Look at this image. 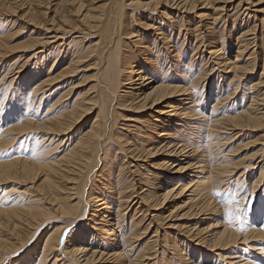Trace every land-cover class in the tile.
Returning a JSON list of instances; mask_svg holds the SVG:
<instances>
[{"label":"bare ground","instance_id":"1","mask_svg":"<svg viewBox=\"0 0 264 264\" xmlns=\"http://www.w3.org/2000/svg\"><path fill=\"white\" fill-rule=\"evenodd\" d=\"M196 1L197 0H148L147 2L135 3V1L131 0L129 5L141 7L144 10L148 9L145 11L147 14L146 17H152L153 20L154 15L152 14H155V19L160 20L162 16V19L167 20L166 22L158 21L156 25L154 22H143V32L134 34L129 30L126 31L125 29L127 28L124 29L123 21H120L121 13L118 8L115 7L118 0H108L107 4L112 6L109 8L107 14V24L99 29L101 37L94 41L93 44L91 43L92 49L87 52L88 55L94 59V64L100 63L99 67L96 69L97 72H99V76L94 83V87L96 86L97 89L90 98L83 99L84 102H78L79 99L77 100L76 96L73 102L66 105L64 108L57 104L59 106H57V110L53 109H55L54 105L57 103L58 99L56 100L55 98V100L52 101V98H48L52 93L46 94L42 92L45 91L43 88H45V86H51L53 82H56L58 77L59 80L60 77L62 78L67 72H72L71 69L73 65L75 63L78 64V61H80L78 59H81L82 56L77 57L74 52L73 54L69 53L68 48L67 50L62 48V45H60L61 43L55 45L60 40L63 44L66 43V40L62 37L63 35H61L63 33L60 35L55 33V35L52 36L46 35V33L49 34L54 28L58 29L57 25L52 24V22L49 27L47 26L44 28L41 37L36 36L26 45L37 50L36 52L33 51L34 53L32 52L33 54H30L28 58L37 56L38 58H44V60H41V65L32 68L29 74L26 73L22 75L13 90L10 91L9 86H7L5 94L0 96V100H6L4 102L3 111L0 112V142L2 143L9 140L8 143L11 141L13 144V141L19 138L21 140L18 146L21 145L22 140L25 142L23 148L21 147L24 149L21 153L22 155L17 153L14 157L0 160V179H13V181L16 182L14 179H19L22 175L23 177H29L31 179L41 176V186H47L45 194L48 196L52 194L51 189L57 185V181H55L53 176L56 177L57 173H59V180L61 179L64 181L63 187L69 191L67 193L69 201L67 203L68 206H66L60 200H57V197H53L50 199L51 203L49 208L46 206H39L38 203L16 206L15 201H17V198L14 196L11 197L12 195L8 194L9 190L4 188L0 194V215L5 217V214L8 216L9 220H11V218L13 219V215L16 216V213H20V215L16 216L17 218H14L20 220L19 223L22 222L23 225L31 229L36 228V226L45 223L51 218L59 216L61 218L60 222L63 223V225H56L57 227L47 234L48 237L44 240L43 246H41L46 254H52L54 257L51 264H71V261L75 264H97L104 259V251L102 252L98 249L99 244L106 245V249L110 251L112 256L123 257L126 252L133 251V244L141 239L139 235L142 233L138 234L134 232V225L132 223V225H130L132 226L130 227L131 229L127 232L128 229H125V219L123 221L121 219L123 210L117 208L119 203H114L117 197H119L118 199L125 198L124 200L127 206L130 204L132 205L134 202L133 200L139 197L134 204L141 202L143 206H146L145 209H153L157 207L156 205L160 204L162 205V212L164 213L168 211V208L164 209V206L169 203L172 197H184V195H187L185 197L186 199L183 200L182 203L180 202L181 204L178 206L181 208V211H184L182 213L180 212L181 214H179L178 219H184L194 214L198 220L193 222L192 225L176 224V222L170 223L169 227L180 232L182 231L185 234L184 237L186 242L181 240L180 242L176 241V234L171 236V247L166 249L164 253L167 264H264V195L260 194L253 199V190L251 191L248 187L250 194L247 196V191L243 189L244 186L240 180V177L243 176L244 173H240L239 176L235 178L236 182L234 188V191L238 189L246 193L241 196L240 204L243 205L246 199H248L250 205L253 200L256 203L254 202L252 206L249 205L248 210L244 213L245 225L243 231H240V225L236 221L232 223L228 222L225 216V209L227 206L223 204L222 201L225 194L228 192V186L232 181H230V179L233 177L234 172H231L229 159L226 157V153L222 154L223 150L221 148V144L224 143L221 142V138L227 139L226 136L222 137L226 129L256 128L264 125V108L260 107L264 102V90L262 91L261 88H257L258 85L264 83V79L260 76V78L251 83L248 88H243V90H246L244 98L247 100V105L239 106L237 109L235 107L219 106V103L222 101L220 102L221 99L218 94L221 91V87L218 83H209L211 87L213 86V90L211 93L207 94L208 98L205 102L199 103L196 101L197 85L205 81V83L202 84L203 90H201L200 96L203 97L205 94L204 89L207 88L208 82L207 76L200 75L205 78L202 79L203 81L199 80L200 69L197 68V71L194 69V64L192 63L193 61L191 62V59L194 57V51L201 49L199 47L205 39L202 41L200 40L201 42L198 41L200 44L192 48L191 53H187V50H182L183 48L178 45L177 41L174 42V37H172V35L175 29L178 31L177 34L180 33L184 21H181L180 26H177L176 20L170 15L180 14V9L185 11L187 8H194ZM205 1L206 0H203L201 3H205ZM78 2L76 6L80 12L82 4ZM120 2H122V0ZM120 2L119 7L122 8L124 2ZM161 4H167L177 9L168 14L165 11L166 8L159 11V8H161L159 5ZM159 12L160 15H157ZM201 14L199 15L201 16ZM20 16L22 17V15ZM79 16V19L86 22L87 25H85L88 31L97 27L89 23L92 18H90L91 16L87 11L81 12ZM98 17L96 16L95 18ZM184 18L185 16L182 15L181 19ZM68 21L66 23H68ZM213 22L209 23L213 24ZM209 23L204 22L201 23L200 26L204 27L203 29L207 32V35L205 34V37L208 39L206 40L207 42L205 41L208 46L207 53H209L210 57H219L216 59H218L220 65L224 66L223 70L227 71H225V73H229L227 77L221 75L222 78L228 81H235L234 79L236 78H243L247 73L246 71L249 65L247 60L248 56L243 59L246 55H243V52L246 50L247 43L249 42L244 36L248 33L249 29L244 30L242 27L240 30H237L235 24L231 23L228 37H232L230 33L234 34V30H236L235 32L237 33H235L234 38H231V42L227 45L231 49L232 47L237 49H235V53L231 57H224V52H221V50L227 40H222V36H220L217 30H215V27ZM196 28L197 22L192 24L189 23V27L185 34L189 33L192 35L191 33H194ZM3 34L0 33V57H2V55L4 56L6 52L8 53V50L12 47L5 41ZM152 34L155 35V40H150ZM80 39L81 38L77 41H81ZM125 39L129 40L126 41ZM158 41L161 42L160 48L163 49V52L157 45ZM125 42L127 44L129 42L132 46H135L137 55L132 56L129 50H123ZM51 47L52 49L50 50ZM130 48L132 47L129 46L127 49ZM51 51H56L54 52L56 54L53 57L51 66L47 67L46 63ZM252 53H254V50L250 54ZM60 54H62V56H65V54L71 55L69 62L63 65L59 72L60 75L58 74L57 76L50 77L48 74L51 73V67ZM28 58L27 60H29ZM132 58L133 60L131 61ZM240 58L242 60H240ZM122 60H126L123 61L125 64ZM205 60L206 58L202 57L201 61ZM239 60L241 62H239ZM158 61H160L159 64L157 63ZM253 67L251 69H253ZM262 68V72H264V64ZM169 69L173 72V76L166 75ZM5 74L6 72L3 75ZM1 79L2 77L0 80ZM125 84H131L132 86H129L130 89L129 91L127 90L128 92L119 94L120 88L124 87ZM239 87L240 86H236L235 91ZM47 88L48 87H46V89ZM262 88H264V86H262ZM235 91H232V96L236 94ZM7 92L10 93L8 96H6ZM204 99H206V97H204ZM36 100L38 101L37 104ZM166 100L170 101L167 102ZM209 100L210 105L208 104ZM42 101H44L47 107L44 114L38 116L36 113L39 110V106L43 103ZM161 103H164L163 106H160ZM157 104H159V106H157ZM208 106L211 108L209 112H206L205 109ZM120 107L121 110L130 109L139 114L125 117V114L118 113L117 108L119 110ZM144 107H149L151 109L153 107L157 108L155 113L157 116L161 117V119L159 118L160 121L156 119V117H152V119L158 120L163 127L157 132L156 130L158 127L153 124V130L145 137L146 148L144 149L148 152V155L152 153V157L156 155L158 151L163 154L160 150H165L164 155L166 159H162V161L157 164L155 162V166L153 167L171 172V177L166 178L165 181L160 184L159 181L162 180V176L153 174L152 182H150L149 185L142 184L148 186V189H145L147 187L144 188L140 186V191H135L137 196H133V194H135L134 192H125L124 194L120 189L116 190V186L119 185V183L114 181L110 170L105 174H100L101 171L97 169L100 164H103L102 169H104L110 163V158L116 157L115 154L117 153V149L128 152V147H123V144H126L128 141L127 138H124L128 135V129L125 130V134H122L123 136H119L120 138L115 140L114 127L119 123L117 118L124 121H137L136 119H138L140 122L139 119H141L143 114L137 111H142V109H145ZM228 108H230V110H228ZM255 109H259L260 111L258 113L254 112ZM91 114H94L91 117V122L81 130L72 144L66 146V151L62 155L58 158H56L57 155L49 157L53 154L52 153L50 155L48 154L49 158H44V149H47L48 152L52 151L56 144L53 147L51 146L54 144V140L57 136L69 133L71 128L77 123L86 120ZM140 124L142 125V121ZM157 138H160L158 142ZM62 140L63 139H61V141ZM108 143L115 144L114 152H112V150L108 151V145H110ZM1 147L3 146L1 145ZM18 150L20 149L18 148ZM97 151H99V153L96 154ZM33 152L37 154L35 158L33 157ZM93 159H97L96 166L93 164ZM158 159L160 160V158ZM112 164H114V162ZM263 164L259 169L258 178L255 179L253 183H260L262 181V174L264 173V168H262L264 167ZM185 175H187V177ZM98 176L102 180L98 179ZM212 177L215 178L214 184H212ZM96 181H100L102 189H105L104 192L95 193V187L97 186ZM173 181H175V184H172ZM85 187H87V191ZM250 187L255 188L257 185L255 186L253 184V187L252 185ZM54 189L56 188L54 187ZM215 192H220L221 195L215 196ZM114 194H116V196ZM207 194H209L208 197L205 196ZM79 197L80 200L77 199V201H75V199ZM82 197L85 198L87 204L93 206V215L95 218H91L90 221L97 226L95 230L99 231V233L97 232V235L99 234L98 236L94 232H90L85 226H81L77 228V230L73 229V224L78 223L77 225H79L84 223L86 218L84 208L83 210L81 208L79 210V203H81ZM203 197L204 200L201 199ZM119 202H121V200H119ZM141 203H139L140 206L138 205L140 210H142L141 208L143 207ZM176 205L177 204L174 202L172 206L173 210L177 207ZM232 207L235 209L236 206L232 205ZM172 209L171 211L169 210V213L172 212ZM205 214H209L210 217L208 218L207 216L204 218L203 216V218H201V216ZM110 215L111 217H109ZM204 219L206 221L203 223H207L204 227L195 226L196 222H202ZM12 226H15L14 228L12 227L13 229L17 228L16 224ZM68 227L73 228L69 230V233L66 235L64 232ZM148 227L150 226L148 225ZM200 232L203 233V237L199 235ZM125 233H128L127 238L126 235L124 236ZM12 234L13 233L10 235ZM14 236L16 239V235ZM1 240L4 241V239ZM17 240L18 239L15 241ZM21 242V244L19 242V244L14 245V247L17 246V250L19 247H22V249L25 247V243H23V241ZM7 243L9 244L10 242L7 241ZM95 243H97V246L94 245ZM184 243H186V246L182 247L181 245H184ZM190 243H195L194 245L197 247H191ZM7 247L8 245L1 244L0 242V252L2 250L3 252L6 251L5 248ZM184 247H186V252L183 251ZM42 255L35 260L37 264L40 262ZM134 256H136V254ZM208 256L211 260L209 262L207 261ZM24 259L25 258L22 257L20 260H16L9 264H23ZM24 264L36 263L29 259ZM44 264H46V262H44Z\"/></svg>","mask_w":264,"mask_h":264},{"label":"rangeland","instance_id":"2","mask_svg":"<svg viewBox=\"0 0 264 264\" xmlns=\"http://www.w3.org/2000/svg\"><path fill=\"white\" fill-rule=\"evenodd\" d=\"M107 1L108 0H44V1H42V0H0V6H1L0 7V33H2V34L4 33L3 38L5 39V41H7V43L10 46H12L10 48V50H8V53L7 52H6L7 54L5 53L6 56L4 54V56L2 55V57H0V60H1L0 61V76L2 77V79L0 80V96L3 95V93L5 94V92L7 90V88H6L7 86H9L10 91L13 90L15 88L16 83H18L19 80L21 79L22 75H24L26 73L29 74V71L32 68H35L36 66L42 64L41 60L43 61L44 58H38L37 56H35V57L31 56L32 58L31 57L28 58L30 56V54H33L37 50L30 48V46H26V45L28 44L29 41L33 40V38H35L36 36L41 37L42 36L41 33L44 32V28L47 26L49 27L51 25L50 24L51 22H52V24H56L58 29L54 28L49 34L46 33V35L52 36V35H55V33L59 34V35L61 33H63L61 35H63L62 37L66 40L65 41L66 43L63 44L60 40V41H58L59 43L57 42L55 45L61 43L60 45H62V48H65L66 50L68 48L69 53L73 54V52H74L77 55V57L82 56V58L81 59L77 58L80 61H78V64L75 63L73 65V68L71 69L72 72L71 71L67 72L66 74H64L62 76V78L60 77L59 80H58V78H59L58 77L57 78L58 81L57 80H56V82L52 81L53 84L51 86H45V88H43L45 91H42V92H45L46 94L52 93L48 97V98H52V101H54L55 98H56V100L58 99L57 103L54 105L55 109H53V110H57V108L59 106H63L62 108H64L66 105L71 104L73 102L74 98H76V96H77V100L78 99L80 100V101L78 100V102H84L83 99L84 100L88 99L92 95H94V91H96V89H97L96 86L94 87V83L99 76V72H97L96 69L99 67L100 63L94 64V59L91 58L87 52H89L92 49L91 43L93 44L94 41H96L99 37H101V32L99 29L102 28V26L107 24V20H106L107 14H108L109 8L112 6V5L107 4ZM120 1L121 0H118V3L116 4L115 7L118 8L119 12L121 13L120 21L121 22L123 21L124 29L127 28V29H125L126 31L129 30V31L133 32L134 34L142 33L143 32L142 29L144 27L143 22H146V23H153L154 22L156 25V24H158V21H161V22L167 21L165 19H162V16H161L160 20L155 19L156 18L155 14H152V15H154L153 20H152V17H146L147 14L145 13V11L148 9L144 10L141 7H133V6L129 5V2L131 0H124V1L122 0V2H124V3H123V7L121 8V7H119ZM132 1H135V3H137V2L142 3V2H147L148 0H132ZM202 1L197 0L194 8H187V9H185V11L180 9L179 10L180 14H178V15L177 14H174V15L170 14L169 12H174V11H176L177 8L173 7V6L170 7L167 4L166 5H162V4L159 5L161 7V8H159V11H162V10H164V8H166V10H165L166 13H168L174 17V19L176 20L177 26H180L181 21L185 22V23L183 22V26L180 29V33L177 34L178 31L175 29L172 37H174V42L177 41L178 45L183 48L182 50H187V53H191L192 48H195L198 44H200L198 41H200V40L202 41L204 39H205V41L208 40L207 37H205L207 35L206 34L207 32L205 31V29H203L204 27L200 26L201 23H204V22L209 23V22L214 21L213 24H211V23H209V24H211L212 26L215 27V30H217L219 35L222 36V38H223L222 40H227L226 43L224 44V46L222 47V50H221V52L222 51L224 52V57H226V56L231 57L235 53V49H237L235 47H232V49H231L228 46L229 42H231V38H234L235 33H237V32H235L236 30H234V34L230 33V36H232V37L231 38L228 37L229 32H230L229 27L231 28V23L235 24L237 30H240L242 27L244 28V30L249 29L248 33L244 36L249 42L247 43L246 50L243 52V55L246 54L243 59L247 58V56H248L247 60H248L249 65L247 67V71H246L247 73L244 75L243 78L242 77L236 78V79H234L235 81H228V80L222 78L221 75H224V77L225 76L227 77L229 75V73H225L226 70H223L224 66L220 65V63L218 62V59H216L219 57L213 58V57L209 56V53H207L208 52V48H207L208 46L206 44L207 41L206 42L203 41L202 45L199 47L201 49H199L198 51H194L195 52V53H193L194 57L191 59V62L193 61L192 63L194 64V69L196 71H197V68L200 69L199 72L201 74L199 73V80L201 81L202 79H204L207 76V82H208L207 88L204 89L205 94L203 95V97H200V96H201V92H202L201 90H203L202 84H204L205 81L203 83L200 82L197 85L198 86L197 87L198 93L196 92V101L199 103L205 102L208 98L207 94L211 93L213 90V86L211 87L209 85V83H214V84L218 83L221 87V91L218 94H219V98L221 99L220 102L222 101L221 103H219V106L220 105L222 107L223 106H227V107L229 106L230 108L235 107L237 109V108H239V106L247 105V100H245V98H244L246 90H243V88L244 89L248 88L249 85L251 83L255 82L256 80H258L260 78V76L262 79H264V72H262L263 71L262 67L264 64V61H263V55H264V0H206L207 2L205 1V3L204 2L201 3ZM77 2L82 4L80 12L78 11V8L76 6ZM122 2H120V3H122ZM162 6H163V8H162ZM32 9H33V11H32ZM86 11L90 14V16H91L90 18H92V20L89 23L97 26L96 28L91 29V31H94V32L88 31L87 26H86L87 25L86 22H83L82 19H79V17H80L79 14L81 12H86ZM32 13H33V15H32ZM199 14H201V16ZM20 15H22V17ZM157 15H160V12ZM182 15L185 16L184 19H181ZM96 16L97 17L99 16V17L95 18ZM67 21H68V23H66ZM198 21L201 23H199ZM194 22H197V28H196L195 32L191 33L192 35H190L189 33L185 34L187 28L189 27V23L192 24ZM198 27H200V28H198ZM79 38H81L80 39L81 41H77ZM150 38H151L150 40H155V35L152 34V36H150ZM135 39H136V37H135ZM125 40L128 41L129 39H125ZM132 40H133V38H132ZM129 44H130L129 42H128V44L125 42V46L123 47V50H129L132 53V56L137 55V53L135 52L136 51L135 46H132L131 44L130 45ZM157 45L160 48L161 42L158 41ZM126 46H128V47H126ZM129 46H131L132 48L127 49V48H129ZM25 47H27V48H25ZM51 49H52V47L50 48V50ZM160 49L163 52V49L162 48H160ZM253 50H254V53L250 54ZM54 52H56V51H51L52 54L50 53V55L48 57V60L46 63L47 67L51 66V64H52L53 57L56 54ZM62 54H60V56H58V59L55 60L54 64L52 65L51 71H50L51 73L48 74L50 77L51 76H57L59 74L61 68L63 67V65H65L66 63L69 62V58L71 55L65 54V56H62ZM202 57L206 58V60L201 61ZM27 58L29 60H27ZM140 59H143V58H140ZM207 59H208V62H207ZM132 60H133V58L131 59V61ZM240 60H242V59L240 58ZM240 60H239V62H241ZM123 61H126V60H122V62ZM157 63L159 64L160 61H158ZM239 64H241V63H239ZM252 67H253V69H251ZM163 69H165V68H163ZM4 70H6V71H4ZM5 72H6V74L3 75ZM166 75L167 76H173L174 74L169 69V71L166 73ZM200 75L205 76V77H201ZM245 78H247V79H245ZM263 84L258 85L257 88L258 89L261 88V90L263 91L264 90V88H262V86H264ZM129 86H132V85L131 84H128V85L125 84L124 87H121L119 90V94H123L124 92H128L130 89ZM208 86H210V87H208ZM236 86H240V87L235 91ZM46 87H48L49 89L48 88L46 89ZM70 90H72V91H70ZM232 91H235V93H236V94H234V96H232L233 95ZM9 92H7L6 96H8L10 94ZM259 92H257V93H259ZM222 93H224V94L226 93L225 94L226 98H225V95ZM227 93H228L229 97L232 99H230L228 97ZM197 96H198V98H197ZM204 97H206V99H204ZM212 98H215V97H212ZM166 101L168 102L170 100H166ZM42 102L43 103L39 106V110L36 113L38 116H42L46 110V107H47V106H45L44 101H42ZM223 102H224V104H223ZM241 102H242V105H241ZM37 103H38V101L36 102V104ZM209 103H210V100L208 101V104ZM57 104H59V106ZM163 104L164 103H161L160 106H163ZM157 106H159V104H157ZM260 107L264 108V102L260 105ZM210 108L211 107L208 106L205 109L206 112H209ZM230 108H228V110H230ZM156 109H157L156 107H153L152 109L147 107L145 109H142V111H137V112H141L143 114V116L141 117L142 120L139 119L140 122L138 121V119H136L137 121H124V120L117 118L119 123H117L114 127L115 140L120 138L121 136H123L122 134H125L126 133L125 130L128 129L127 130L128 135H127V137H124V138H127L128 141L126 144L125 143L123 144V147H128L127 150L129 152V149H130V152H129L130 154L128 152H126L125 150L123 151V150L117 149V153L115 154L116 157L110 158V161H109L110 165L108 164L104 169H102L103 164L101 165L99 163L100 165H99L97 170L101 171L100 174L101 173L105 174L108 170H110L111 175H113L112 177H113L114 181L119 183V185L116 186L117 187L116 190L120 189L122 191V193H124V194H125V192L126 193L127 192H134L135 193V191L139 192L140 186H143L144 188L147 187L145 189H148V186H145V185H149L150 182H152L151 180H152L153 174H155V175L159 174L160 176H162L161 177L162 180L159 181L160 184L163 181H165L166 178L171 177V172L166 171L164 169L153 167V166H155V164H154L155 162L157 164L158 162H161L162 159L163 160L166 159V156L164 155L165 150H160L163 152V154L161 152L159 153V151H158V153H156V155H153V157H152L151 156L152 153H149V155H148V152L145 151V149H144V148H146L145 147V144H146L145 143V137H147L149 135V133H151V130H153V128H152L153 124L158 127L156 130L157 132H159L163 128L161 123L159 122L161 117L157 116L155 113ZM117 111H118V113L125 114L126 115L125 117H130L131 115L139 114V113H136L135 111H132L130 109H127V110L122 109L121 110V107L119 108V110L117 108ZM259 111H260L259 109L254 110V112H257V113ZM93 115L94 114H91L89 117L86 118V120L77 123L73 128L70 129L69 133L61 134L60 136H57L56 139L57 138L58 139L57 140L55 139L54 144H52V146H51V147H53L56 144L55 147L53 148V150L48 152L47 149H44L45 154H47V155L43 154L44 158L53 157L55 155H57L56 158H58L60 155H62L66 151V148H67L66 146L68 144H72L76 140V138L79 135V133L81 132V130H83L85 128V126H87L88 123L91 122V117ZM152 117H156V119H158L159 121L152 119ZM134 118H136V117H134ZM103 119H104V117H103ZM141 121H142V125L140 124ZM263 123H264V121H263ZM121 124H123V125H121ZM124 124H125V126H124ZM126 125H127V127H126ZM118 127H120V128H118ZM130 127H132V128H130ZM225 136L227 137V139L221 138V142H224L221 144V146H222L221 148L223 150L222 154L226 153V157H228V159H229L228 160L229 166L231 165L230 166L231 172L232 173L234 172L233 173L234 178L231 177V179H230V181L231 180L232 181H231V184L228 186V191L234 190L235 182H236L235 178H237V176H239L240 173L241 174L244 173L243 176L240 177V180L242 181L243 186L245 187V188L243 187V189H245L247 191L246 192L247 196H248V194H250V190L251 191L253 190L252 191L253 199L256 196H259L260 194L264 195V173L262 174L263 177H262V179H261L262 181L260 183H253V181L258 178V175H259L258 173L260 172L259 169L261 168L263 161H264V159H263V157H264V125L256 127V128L255 127H249V128H238V129H231V130L226 129V132L222 135V137H225ZM61 139H63V140L61 141ZM159 139L160 138H157V142L159 141ZM20 140H21L20 138L16 139L15 141H13V144L11 141L8 143L9 140L2 142L3 144L0 142V160H3L4 158H8V157H10V158L14 157V156H16L17 153L22 155L21 153L24 150L22 148H23V145L25 144V142H24V140H22L21 145L18 146V143H20ZM108 144H110V143H108ZM1 145L3 147H1ZM112 145L113 144L108 145V147H109L108 151L112 150V152H114L115 151V148H114L115 144L113 145V147H112ZM18 148L20 150H18ZM97 153H99V151H97L96 154ZM48 154L49 155L52 154V155H50L48 157ZM158 158H160V160ZM115 159H116V161H115ZM214 159H216V158H214ZM129 161H131V162H129ZM113 162H114V164H112ZM93 164L96 166L97 159L94 160ZM230 168H229V170H230ZM262 168H264V167H262ZM185 176L187 177V175H185ZM58 177H59V173H57L56 177L53 176L55 181H57V185L54 186L56 189H54V187H53V189H51L52 194H49L48 196L45 194V192L47 191V186H45V185L41 186V183H40L41 178H42L41 176L31 179L29 177H27V178L23 177V175L21 176V178H19L20 180L14 179V180H16V182L13 181V179L12 180H10V179H8V180L3 179L2 180V178H1L0 179V194L2 193V190L4 188H6V190H9L8 194L12 195L11 197L14 196L15 198H17L16 199L17 201H15L16 206H23V205L25 206V205H28L31 203H38L39 206L41 205L43 207L46 206L49 208L50 203H51L50 199H52L53 197H57V200H60L63 204L68 206L67 203H68L69 199H68L67 193L69 191H68V189H65L63 187L64 181L61 179L59 180ZM22 178H24V179H22ZM98 179L102 180L101 178H99V176H98ZM212 179H213L212 184H214L215 178L212 177ZM98 182L96 181L97 186L95 187V189H96L95 193L104 192L105 189H102V187H101L102 185H101L100 181H98ZM132 182L135 185H133ZM174 182L175 181H173L172 184H175ZM142 184H145V185H142ZM253 184L255 186L257 185V187L251 188L250 186L252 185V187H253ZM231 186H232V188H231ZM248 187L250 190L248 189ZM85 189L87 191V187H85ZM99 190H103V191H99ZM42 191H44V192H42ZM240 192H241V190H240ZM246 193L243 192V190L241 192L242 195L246 194ZM114 195L116 196V194H114ZM134 195H136V193L133 194V196ZM186 196L187 195H184V197L183 196L172 197L171 200L169 201V203L165 204L164 209L168 208L167 209L168 211H166L164 213L162 212V207H161L162 205H160V204L156 205L157 206L156 208H158V209H156V208H153V209L146 208L145 209L146 206H143L142 203L139 202V203H141V206H143L141 208L142 210H140L139 203L134 204L139 199V197H136V199L133 200L134 202L132 203V205L130 204L129 206H127V204L125 203V200H124L125 198L118 199L119 197H117L115 199L114 203L115 204L119 203L117 208L119 210H123L122 211L123 215H122L121 219H122V221L125 219V224H126L125 229L126 230L128 229L127 232H129V230L131 229L130 227H132L130 225L133 224L134 225V232H137L138 234L142 233L141 235H139V236H141V239H139L137 242H135L133 244V251L126 252L123 257L112 256L110 251L108 249H106V247H105L106 245L104 246L102 244H99L98 249L102 252L104 251L103 252L104 259H102L97 264H167L166 263L167 260H165V258H164V256H165L164 253H165L166 249L171 247V239H170L171 236L176 234V241L180 242V240H181V241L186 242L185 237H184L185 234L182 231L180 232V231H178L172 227H169L170 223L176 222V224H182V225L190 224V225H192L193 222L198 220L195 217L196 215H194V214L192 216L190 215V217H186L184 219H178L179 214H181L184 211V210L181 211V208H179L178 206L182 203L183 200L186 199L185 198ZM205 196L208 197L209 194H207ZM77 199L80 200V197L76 198L75 201H77ZM201 199L204 200V197ZM119 200H121V202H119ZM174 202L177 204L176 206L178 208L176 207L173 210L172 206H173ZM254 202L255 201L253 200V202L251 203L250 206H252V204H254ZM77 204H78V202H77ZM79 204H80L79 210H80V208L82 210L84 208V210H85V214H86L85 217L86 218L84 220V223H81L79 225H77L78 223H75L76 225L75 224L72 225L74 228L68 227V228H66L67 230L64 233L67 235L69 233V230H71L72 228L74 230L75 229L77 230V228H80L81 226H85L88 230H90V232H94L97 235V232L99 233V231L95 230V227H97V226L94 223H91V221H90L91 218H95L93 215L94 214L93 206H91L90 204H87L84 197H82L81 203H79ZM171 209H172V212L169 213V210L171 211ZM168 213L170 214V217H169ZM176 214H177V216H176ZM15 215L16 216L20 215V213H16ZM4 216L5 217H3V215L2 216L0 215V240L4 239V241L1 240L0 242H1V244L8 245L7 248H10V249H7V248H5V249H6V251L7 250H10V251H7V252L4 251L3 252V250H2L0 252V264H9V263H12L16 260H20L22 257H24L26 259V261H28L30 259L34 263L37 264V261H35V260L37 258H39L42 254H44V255H42V258L40 259V262L38 264H40V263L44 264V262H46V264H51L54 257L52 256V254L51 255L46 254L44 252L45 250L42 249L43 247H41V246H43L42 244H44L43 243L44 240L47 239V237H48L47 234H49L55 227L60 226V224L63 225V223L60 222L61 218L59 216L54 217L56 219L51 218L50 219L51 221L48 220L45 223H42L41 225L36 226V228L31 229V228L27 227L26 225H23L22 222L19 223L20 220L15 219L14 217H16V216H14V215H13V219L11 218V220H9L8 216H6L5 214H4ZM203 216H204V218L207 216H208V218L210 217L209 214L202 215L201 218H203ZM244 216H245V214H244ZM109 217H111V215ZM205 221L206 220L204 219V221H202V222H198V223L196 222L195 226L204 227L207 224V223L206 224L203 223ZM149 222H151V223H149ZM13 224L14 225L16 224V226H17L16 229H13L15 227V226H12ZM65 225H67V224H65ZM148 225L150 227H148ZM51 226H53V227H51ZM31 231H32V233H31ZM11 233H13V234L10 235ZM14 235H16V239H18L17 241H15L16 239H15ZM125 235L127 238L128 233L127 234L125 233L124 236ZM199 235L201 237L204 236L202 232H200ZM122 238H123V236H122ZM96 239H97V237H96ZM103 239H105V238H103ZM103 239H101V240H103ZM7 241H9L11 244L10 243L8 244ZM21 241H23V243H25V247L23 249H22V247H19L17 250L16 249L17 246L14 247V245L19 244V242L21 244L22 243ZM194 244L195 243H193V244L190 243V246L191 247H193V246L197 247ZM94 245L97 246V243H95ZM18 246H20V245H18ZM181 246L182 247L186 246V243H184V245H181ZM127 248H126V250H127ZM1 249H2V247H1ZM40 249H41V251H40ZM42 250H43V253H42ZM183 251L184 252L187 251L186 247H184ZM133 254L134 255L136 254V256H134ZM63 255H61V256H63ZM244 256L247 257L246 255H244ZM209 258L210 257L208 256V259H207L208 262L211 261ZM25 259L23 261V264L26 262ZM41 260L44 262H42ZM147 262H149V263H147ZM73 263L74 262L71 261V264H73Z\"/></svg>","mask_w":264,"mask_h":264},{"label":"snow or ice","instance_id":"3","mask_svg":"<svg viewBox=\"0 0 264 264\" xmlns=\"http://www.w3.org/2000/svg\"><path fill=\"white\" fill-rule=\"evenodd\" d=\"M4 95V93H3ZM4 102L3 100H0V112L3 111L4 107ZM36 153L33 152V157H36ZM215 196H220V192H215ZM242 194L240 190H230L225 194V197L222 201L223 204H225L227 207L225 209V216L226 219L228 220L229 223H232L233 221H236L240 225V231L244 230V212L248 210L249 207V201L246 199L244 204H240V198ZM232 205H235V209H233Z\"/></svg>","mask_w":264,"mask_h":264}]
</instances>
